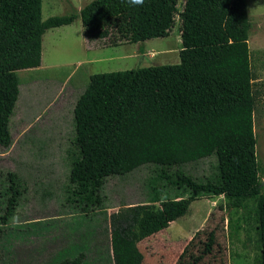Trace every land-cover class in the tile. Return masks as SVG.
Here are the masks:
<instances>
[{"label": "trees", "instance_id": "obj_1", "mask_svg": "<svg viewBox=\"0 0 264 264\" xmlns=\"http://www.w3.org/2000/svg\"><path fill=\"white\" fill-rule=\"evenodd\" d=\"M43 0H0V148L12 145L10 123L20 95L18 71L41 67L48 30L81 19L89 41L106 47L170 35L180 21V62L95 74L73 110L67 202L81 213L105 206L107 179L154 165L174 189L165 199L125 206L106 216L111 249L133 247L184 217L201 197H223L243 209L257 201L255 222L264 264V194L254 134L257 80L252 68L247 0H93L77 14L42 19ZM143 53V51H142ZM213 160L208 172L186 170ZM178 169L172 174L171 170ZM0 225L15 215L24 180L1 174ZM159 202V207L154 203ZM3 212V214H2ZM205 244L211 252L213 237ZM185 254V252H184ZM183 254V255H184ZM86 251L59 264H84ZM140 253L116 263L142 264Z\"/></svg>", "mask_w": 264, "mask_h": 264}, {"label": "rangeland", "instance_id": "obj_2", "mask_svg": "<svg viewBox=\"0 0 264 264\" xmlns=\"http://www.w3.org/2000/svg\"><path fill=\"white\" fill-rule=\"evenodd\" d=\"M92 1L43 0L42 19L78 15ZM183 1L179 0V8ZM247 6L252 24L248 43L257 78L254 134L264 194V0H247ZM83 30L80 17L71 25L48 30L42 42V70L17 72L20 95L10 123L12 145L0 148V183L4 188L1 174L15 172L25 185L15 215L6 226L0 225V264H59L81 251L87 254L84 264H103L108 255L116 263L128 252L140 253L142 264H258L257 201L233 210L222 196L201 197L190 205L184 217L166 229L133 247L111 249L109 237L103 233L106 216L125 206L165 199L174 189L167 174L162 175L169 171L154 165L107 179L102 191L105 206L101 210L81 213L67 202L73 110L90 77L176 65L182 48L179 18L168 37L107 49L103 41L87 43ZM210 161L213 162L208 160L186 170L203 174L209 171ZM177 171L173 169L169 175ZM1 186L0 200L4 194ZM210 235L211 252L205 253Z\"/></svg>", "mask_w": 264, "mask_h": 264}, {"label": "clouds", "instance_id": "obj_3", "mask_svg": "<svg viewBox=\"0 0 264 264\" xmlns=\"http://www.w3.org/2000/svg\"><path fill=\"white\" fill-rule=\"evenodd\" d=\"M130 5H140L142 6L144 4V0H128Z\"/></svg>", "mask_w": 264, "mask_h": 264}, {"label": "crops", "instance_id": "obj_4", "mask_svg": "<svg viewBox=\"0 0 264 264\" xmlns=\"http://www.w3.org/2000/svg\"><path fill=\"white\" fill-rule=\"evenodd\" d=\"M88 42H92V41L87 40V43H88ZM104 47H105V49H107V48H111V47H106V46H104ZM105 49H103V50H105ZM142 51H143V53H144V50H143V49H142L140 52L142 53ZM144 55H145V54H141V57H144ZM42 68H43V63L41 64V67L37 68L36 70L39 71V70H42Z\"/></svg>", "mask_w": 264, "mask_h": 264}]
</instances>
